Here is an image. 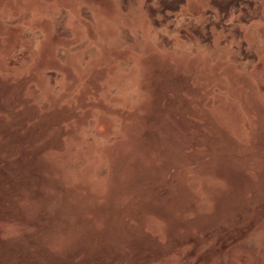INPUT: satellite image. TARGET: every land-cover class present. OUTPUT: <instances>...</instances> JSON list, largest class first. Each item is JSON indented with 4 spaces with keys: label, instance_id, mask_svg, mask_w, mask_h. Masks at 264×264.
Wrapping results in <instances>:
<instances>
[{
    "label": "rangeland",
    "instance_id": "374dc122",
    "mask_svg": "<svg viewBox=\"0 0 264 264\" xmlns=\"http://www.w3.org/2000/svg\"><path fill=\"white\" fill-rule=\"evenodd\" d=\"M213 2L0 0V264H264V0Z\"/></svg>",
    "mask_w": 264,
    "mask_h": 264
},
{
    "label": "trees",
    "instance_id": "16d2710c",
    "mask_svg": "<svg viewBox=\"0 0 264 264\" xmlns=\"http://www.w3.org/2000/svg\"><path fill=\"white\" fill-rule=\"evenodd\" d=\"M213 6L216 9L219 17L220 23L225 24L229 18V16L236 17L241 14L243 19L242 23L250 22L252 19L253 11L256 10L257 0H213ZM164 5V2L162 3ZM171 5L173 8L180 6V3L177 1L172 2ZM179 9V7H178ZM163 14L164 10H167V5L165 4L163 8H161ZM166 13V12H165Z\"/></svg>",
    "mask_w": 264,
    "mask_h": 264
}]
</instances>
